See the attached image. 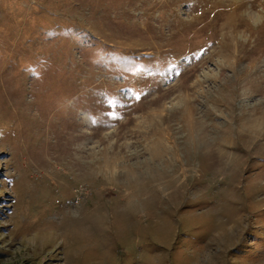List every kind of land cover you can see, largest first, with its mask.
Masks as SVG:
<instances>
[{"label": "rangeland", "instance_id": "rangeland-1", "mask_svg": "<svg viewBox=\"0 0 264 264\" xmlns=\"http://www.w3.org/2000/svg\"><path fill=\"white\" fill-rule=\"evenodd\" d=\"M0 196L2 264H264V0H0Z\"/></svg>", "mask_w": 264, "mask_h": 264}, {"label": "bare ground", "instance_id": "bare-ground-1", "mask_svg": "<svg viewBox=\"0 0 264 264\" xmlns=\"http://www.w3.org/2000/svg\"><path fill=\"white\" fill-rule=\"evenodd\" d=\"M193 121H194V119L191 118L190 121L187 123L188 124V129H190L192 126H196L195 121L194 122ZM69 125H73V123H71ZM67 131H68V124H67ZM201 131L204 133V128L203 127H201ZM189 138H190V136L188 135L187 140H189ZM225 140H227L226 135H225ZM161 144H162V138H160L158 141L155 140L153 142L154 147L158 148V149H156L154 151V155L157 156V155H160L161 153L163 154V150L161 149L162 148ZM229 149L230 148L223 149V154H227ZM164 151L166 152V150H164ZM74 169H75L76 173L78 174V170H77L76 164L74 165Z\"/></svg>", "mask_w": 264, "mask_h": 264}, {"label": "trees", "instance_id": "trees-1", "mask_svg": "<svg viewBox=\"0 0 264 264\" xmlns=\"http://www.w3.org/2000/svg\"><path fill=\"white\" fill-rule=\"evenodd\" d=\"M0 199H1V196H0ZM3 215V214H2ZM5 256H7V253L6 252H4V250L3 249H0V264H2V262H3V260H4V258H5ZM30 263V262H29ZM29 263H25V264H29Z\"/></svg>", "mask_w": 264, "mask_h": 264}]
</instances>
